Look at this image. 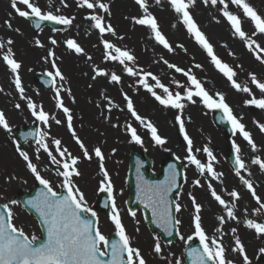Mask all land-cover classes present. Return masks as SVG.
<instances>
[{
    "label": "rangeland",
    "instance_id": "1",
    "mask_svg": "<svg viewBox=\"0 0 264 264\" xmlns=\"http://www.w3.org/2000/svg\"><path fill=\"white\" fill-rule=\"evenodd\" d=\"M32 2L44 12L50 11L54 15L72 18V24H62L60 31L46 27L35 33L31 24L12 8L11 0H0V41L6 44L7 40L11 39L14 42L0 49V89H2L0 111H3L11 127V132H8L0 126V203L9 205L13 212V223L18 228H22L29 238L41 237L40 228L34 217L26 213L20 203H12L15 201L14 196L17 191L32 190L39 183L19 155L15 142L18 141L20 149L28 153L41 176L51 182L55 191L61 193L64 189L62 178L56 175L59 166L51 163L47 153L38 144L22 145L14 133L18 127L31 126L39 122L40 133L46 134L45 141L57 159L61 158L55 151L56 139L61 141L62 149L66 148L72 156L79 158L76 167L80 175L74 176L73 182L83 192L86 206L96 213L99 229L107 238L116 233L110 219L113 213L112 210L110 214L102 213L97 207V200L103 192L100 191L101 182L106 183L107 179L111 180V194L120 219L131 238L133 247L140 250L146 264L184 262L183 252L190 242L188 237H194L193 217L196 214L189 194L202 205L199 213L202 226L210 238L209 242L211 238H216L223 244L226 261H231L232 264H245L244 255H247L248 264H264L261 262L264 252L260 251L264 249V236L261 235L258 243H252L251 240L256 235L253 238L249 236L250 229L239 223L242 221V213L250 212L259 223H264V209H261L260 204L254 200L247 186L240 176L235 174L236 170L227 160L229 149L235 151L233 145H238L241 149L240 156L246 165V168L241 170V176L251 181L256 194L260 193L259 189L264 190V170L252 163L255 158L264 160V132H261L258 126L264 124V109L246 104V101L253 96L257 99L264 98V93L251 80V74H255L257 80L264 83V34L257 32L253 22L244 15L243 10L231 3V0H224L228 5L227 10L240 18L247 39H241L234 32L223 15L224 4L219 0L216 5H212L210 0L208 4L203 0H195V4L189 9L199 30L213 46L215 55L235 71L236 82L242 87L250 88L251 93L236 90L217 70L206 50L181 22L169 0H161L159 4L155 0H147V2L150 13L156 17L160 31L171 45V51L155 40L151 29L134 23L133 18L143 15L142 9L135 0H101L109 5L110 15L99 8L95 10L81 8L78 6L79 0H63V2L32 0ZM246 2L264 17V0H246ZM18 6L22 10H27L22 4ZM91 14L104 17V22L110 23L115 29V35L106 33L101 36L99 31L92 27L93 22L86 18ZM6 22H11V29L6 26ZM37 40L44 46L39 47ZM52 40H55L56 44H52ZM68 40H74L83 52L76 53L74 49L68 48ZM104 40L129 51L135 60L126 63L139 75L129 76L123 65L107 60ZM249 42H254L251 50L247 46ZM8 47H11L15 54L14 59L21 64L19 77L24 88V98L15 86V74L2 59ZM258 56L261 59H258ZM169 65H175L194 75L214 97L217 93L223 94L233 115L245 126V130L251 133L257 145L256 150H252L238 131L229 140L225 136V130L218 129L214 125L213 112L220 109L206 108L197 97L193 98L195 103L183 101L185 104L183 110L164 107L139 82L144 74L152 73L173 93L184 94L185 89L190 86L187 76L176 72ZM57 69L63 79L55 76ZM97 69L104 70L109 75L97 76ZM50 73L54 78L55 87L47 92L37 85L34 76ZM112 73L121 77L119 83L110 81ZM177 82L184 87H178ZM148 83L158 95H164L162 89L156 87L155 81L151 78ZM125 94L131 98L138 115L156 127L158 135L165 140L164 144H156L150 130L129 112ZM29 102L35 103L38 110L42 108L49 115L47 124L32 115L31 109L28 108ZM61 102L70 110L72 129L92 156L91 160L85 158L83 150L69 130L67 114L59 106ZM17 104L20 105L19 108L16 107ZM178 115L183 119L185 131L193 141V155L204 164L212 163L215 171L222 173V176L213 178L210 173L201 174L195 165L189 162L187 143H180L175 131L176 125L179 124L176 119ZM56 120L60 123L57 124ZM129 126L136 129L142 143H136L132 139ZM97 147L101 149L104 157L103 166L108 173L107 178L101 170L99 158L94 154V149ZM205 147L211 150L214 160L203 151ZM132 151L151 158L154 161L151 171L157 175L161 173L163 162L167 158L176 157L183 166L185 180L180 194L175 196V203L181 205V211L176 215L181 221L178 225L177 242L165 244L159 235L148 228L141 210H137L133 217L126 208L129 153ZM196 180L200 181L199 186L194 184ZM209 184L229 206L236 205L234 209L236 220L227 218L226 210L211 196ZM232 191L239 194V199L229 195ZM202 195L208 198L206 203L203 202V198L199 199ZM261 203H264V200H261ZM220 216L225 217L223 225L218 220ZM217 228H221L222 232H217ZM232 229H236L235 234H230ZM236 237H239L243 245V253L235 250ZM197 239L194 237L193 240ZM156 243L160 244V253L154 251ZM101 250H104L103 245Z\"/></svg>",
    "mask_w": 264,
    "mask_h": 264
},
{
    "label": "snow or ice",
    "instance_id": "2",
    "mask_svg": "<svg viewBox=\"0 0 264 264\" xmlns=\"http://www.w3.org/2000/svg\"><path fill=\"white\" fill-rule=\"evenodd\" d=\"M63 2V0H62ZM157 4L161 0H155ZM205 4L209 3V0H203ZM212 5H216L218 0H210ZM221 4H224L223 15L227 18L231 24L234 32L241 38L247 39V34L242 30L241 20L237 15H234L227 10L228 5L224 0H219ZM135 3L142 9L143 15L138 18H133L134 23L145 26L154 33L155 40L161 44L164 48L169 51L172 50L171 45L167 41L166 37L162 34L159 29L158 22L156 17L152 15L149 11V5L147 0H135ZM169 3L175 13L181 19V22L186 26L188 32L194 36L196 41L206 50L207 54L211 58L212 63L232 84V86L238 90L246 93H251V89L244 86L242 87L234 79L236 73L235 71L226 63H223L214 53L213 46L208 42L205 35L199 30L198 25L193 19L189 9L192 5L195 4V0H169ZM231 3L240 7L243 10V13L248 17L254 24L257 32L264 34V17H261L257 11L246 2V0H231ZM18 4L25 6L27 10H22ZM11 6L15 12L24 19H30L35 17L38 21H51L56 24L71 25L72 18L54 15L52 12H44L42 9L32 2V0H11ZM78 6L81 8H87L95 10L99 8L104 13L110 15L109 5L101 2V0H79ZM87 19L93 22L92 27L97 29L101 36L106 33H111L115 35V29L110 23L106 24L104 22V17L98 14H91ZM6 26L11 29V22H6ZM37 23L36 27H39ZM19 31V29H16ZM14 42L9 39L6 44L11 45ZM39 47L44 45L40 43L39 40L36 41ZM52 44H56L55 40L51 41ZM254 42H249L248 47L251 50ZM5 42L0 41V49L6 47ZM67 46L70 49H74L76 53H82L83 49L74 41L68 40ZM103 46L106 50L105 58L110 61H116L119 64L123 65L125 71L129 76H137L139 73L134 70L133 67H128L126 62H132L135 60V57L127 50H122L119 47H116L111 42L104 40ZM115 53V54H114ZM14 53L12 52L11 47L7 48L6 53L3 55L2 59L10 69V71L15 74V86L19 90L21 97H23L24 88L21 85V80L19 77V69L21 64L14 59ZM53 55V53H50ZM261 59V57H257ZM167 63V61H165ZM175 69L176 72H181L190 82V86L185 89L184 94L180 92L173 93L167 86L160 82V80L154 76L152 73H146L140 79V83L144 88L150 92L154 98L164 107H170L177 110H183L185 104L183 101H188L195 103L194 97L199 98L204 106L208 109H220L222 110L224 117L231 123L233 131H238L251 146L252 150L255 151L257 145L252 139L251 133L245 130V126L240 122V120L233 115L232 109L225 102L223 94L217 93L214 97L211 95L202 85L194 75L185 72L183 69L175 66L169 65ZM197 67H200L197 65ZM142 71V70H141ZM49 75H52L51 73ZM97 76H108L109 73L97 69ZM55 76L63 79L62 74L57 69ZM95 78V77H94ZM149 78L155 81L156 87L162 89L164 95H158L154 88L148 83ZM121 77L115 73H112L110 76V81L114 83H119ZM252 83L264 93V83H261L257 80L255 74H251ZM178 87H184L177 82ZM2 90V89H0ZM127 102V108L129 112L141 122L147 129L150 130L152 139L156 144H164L165 140L162 139L158 133L156 127L150 122L146 121L145 118H142L135 111L131 98L124 96ZM248 105H254L258 108L264 109V98L257 99L254 96L246 101ZM65 114H67V121L69 130L72 131L73 137L76 140V143L83 150L84 156L86 159L91 160L92 156L88 153L83 142L75 135L74 129H72V116L70 110L63 106L62 102L59 105ZM17 108L20 107L19 104L16 105ZM28 108L31 109L32 115L39 121L47 124L49 120V115L45 113L42 108L37 109V105L33 102L28 103ZM177 121L180 124V130L184 133V139L187 141V159L189 162L200 171L201 174L205 172L210 173L213 178H219L222 176V173H217L212 165V163L204 164L199 160L195 155H193V141L187 135L184 128V121L181 116L176 117ZM56 123L59 124L60 121L56 120ZM0 126H2L6 131L11 132V127L8 124V121L3 113L0 111ZM261 132H264V124L258 125ZM132 139L136 143H142L141 137L137 135L136 129L131 128ZM29 135H35L30 133ZM45 133L39 134V139L36 143L47 153L48 157L51 160V163L58 165L56 175L62 178V187L66 190V194L57 192L51 186V182L48 179H45L41 176L40 172L37 170L35 164L32 163L27 152L20 149L19 142L16 143V149L19 155L27 163V167L35 176V179L39 181L43 188L38 193V195L29 200L27 203L31 208L35 209L42 218V222L46 227L47 231V240L45 243L37 244V237L32 236L29 238L25 234L22 228H18L13 223V212L9 208L8 204L3 205V208L0 209V264H146V261L141 256L140 250L136 247H133L131 238L126 232V229L120 219L119 212L116 209L115 201H112V216L110 217L112 223L116 229V235L118 239L110 241L109 238L104 236L98 226V223H93L92 221L84 218L82 213H90L92 217L96 216V213L86 206V201L83 192L74 184L73 177L79 176L80 172L76 165L79 163V158L72 156L66 148H61V141L59 139L54 140L55 151L59 154L61 159H57L56 155H53V152L49 149L48 144L45 141ZM25 136V140H27ZM235 149V166L237 176H240L242 182L247 186L248 190L251 192L253 198L256 199L257 203L260 204L261 209H264V203H261L260 197L257 196L255 189L251 181L244 179L241 176V170L246 168L244 161L240 156L241 149L238 145H233ZM39 151V149L37 150ZM207 155L214 160L215 157L212 155L210 149L205 147L203 149ZM94 154L100 160L101 170L104 172V176L107 178L108 173L103 166V154L99 147L94 149ZM39 156H37V159ZM253 164L259 165L261 170H264V160L260 158H255L252 161ZM62 169V170H60ZM177 176L175 168L171 169V174L169 178L162 185H147L146 188H142L141 192L143 193L146 207L151 208L153 221L157 224L158 227L162 228L168 235L172 234L171 229L180 225L181 221L173 213H179L181 211L180 203L169 200L170 194L176 189L179 185L177 184ZM194 184L199 186L200 181H194ZM209 189L211 191V196L226 210L227 218L231 220H236L234 209L235 204L229 206V204L217 194L215 189L212 188L209 184ZM100 191L108 192L110 195L112 193V184L111 180L107 179V182H101ZM195 215L193 217V226H194V237L198 238L202 248H193L189 251L188 255L192 258V264H232L231 261H226L225 258V249L223 244L216 238H210L206 234L202 223L201 212L202 205L196 202L194 196H191ZM230 196L239 199V194L236 191H232ZM13 204L16 201H12ZM259 211V209L257 210ZM131 215L135 217L136 213L133 211ZM220 224L225 223V217H218ZM245 226L249 229H252L256 232L257 235L264 236V223L256 222L252 219H248L245 222ZM217 232H222L221 228H217ZM233 234H235L236 229H232ZM193 236H189L188 240L191 241L194 239ZM183 239V237H181ZM236 249L240 252H244L243 245L239 237L235 238ZM101 245H103V251L101 250ZM110 249V252H109ZM154 251L156 253L161 252V247L159 243L155 244ZM264 252V249L260 250ZM110 255V260L104 261L101 259L102 256ZM245 264H248V257L244 255ZM177 264H180L177 261Z\"/></svg>",
    "mask_w": 264,
    "mask_h": 264
},
{
    "label": "water",
    "instance_id": "3",
    "mask_svg": "<svg viewBox=\"0 0 264 264\" xmlns=\"http://www.w3.org/2000/svg\"><path fill=\"white\" fill-rule=\"evenodd\" d=\"M29 20L31 22V25L34 29V32L38 33L41 31L45 26L51 27L54 30H60L62 24H56L51 21H38L37 18L32 17ZM37 23H39V27H36ZM35 81L39 83V85H42L47 91H51L54 86L55 82L53 78L47 75H42L38 74L35 76ZM224 114L221 111H216L214 112V123L218 128L224 127L226 129V135L228 137L233 136V128L230 122L226 118H223ZM25 130L19 128L16 130V134L19 136V139H21L22 143H27L28 141H33L36 142L38 140L39 136V123H35L33 127L26 126L24 127ZM178 135L181 140V142H187L184 139V133L181 132L180 126L177 127ZM30 133H34L35 135H29ZM25 136H27V140H25ZM130 173H129V180H128V186H129V200H128V207L130 212H135L138 208H141L145 214L146 221L148 222L149 226L151 229H153L156 233H159L164 241L167 243L174 242L178 240V230L177 226L173 227L171 229L172 234L168 235L162 228L158 227L157 224L153 221V216H152V211L151 208L146 207L145 203L142 202L144 200L143 193L141 192L142 188H146L147 185H162L165 183V181L169 178L171 174V169L174 167L176 172L178 173L177 176V184L179 185L174 191L170 194L169 200L173 201L174 203V196L175 194H178L180 192L181 188V183L184 180V173H183V168L178 163L179 161L175 158H170L166 160L165 165L163 167V173L161 176L157 177L155 174H151V172H147V170H150L152 167L153 161L145 156H142L136 152L130 153ZM235 152L230 151L228 155V160L230 163L233 165V167L236 169L235 166ZM43 188V185H38L36 189L33 192H28L25 190L19 191L15 197V200L20 202L24 208L27 210V212L33 214L38 222H40V225L42 227V233H43V238L41 240H37V244L45 243L47 240V231L46 227L42 222V218L40 217L39 213L35 211V209L31 208V206L28 205V201L34 199L38 193L41 191ZM66 194V191L63 193ZM107 192H103L101 195L98 205L99 209L105 213H110L111 211V202L112 198ZM3 206L0 205V209H2ZM176 215V213H173ZM82 216L93 223H97L96 217H88L85 215V213H82ZM118 239V236L115 234L114 237L110 239L116 240ZM193 248H202V245L200 244V241L197 242H191L188 244L186 250H185V259L186 262L184 264H192V258L188 255L189 251ZM110 252V249H109ZM110 256L107 258L105 256H102L101 259L104 261L110 260ZM264 260V258H263Z\"/></svg>",
    "mask_w": 264,
    "mask_h": 264
},
{
    "label": "bare ground",
    "instance_id": "4",
    "mask_svg": "<svg viewBox=\"0 0 264 264\" xmlns=\"http://www.w3.org/2000/svg\"><path fill=\"white\" fill-rule=\"evenodd\" d=\"M94 139H95V137H93ZM98 138V137H97ZM260 190V193H258L257 195L258 196H260V198H261V200H264V190L263 189H259ZM203 198V202L204 203H206V201H207V199L208 198H206L205 196H201L199 199H202ZM254 200H256L255 198H254ZM245 212V211H244ZM248 219H252V220H254V221H256V222H259V220L257 219V218H255V216L253 215V213H249V214H247V213H242V221H240L239 223L242 225V226H244V227H246L245 226V222H246V220H248ZM247 232H249L248 230H246ZM250 235L249 236H251L252 238L254 237V235H256V237L253 239V240H251V241H253L252 243H258L259 241H260V237H261V235H257L256 234V232L254 231V230H252V229H250ZM230 234H233V232L231 233L230 232ZM247 236V235H246ZM245 236V237H246Z\"/></svg>",
    "mask_w": 264,
    "mask_h": 264
}]
</instances>
